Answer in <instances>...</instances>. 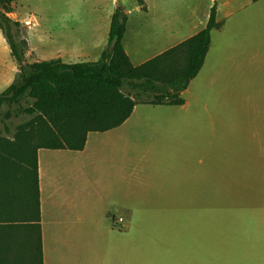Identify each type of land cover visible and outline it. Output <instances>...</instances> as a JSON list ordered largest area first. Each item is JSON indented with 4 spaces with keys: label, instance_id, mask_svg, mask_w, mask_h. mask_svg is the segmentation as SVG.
Here are the masks:
<instances>
[{
    "label": "crops",
    "instance_id": "1",
    "mask_svg": "<svg viewBox=\"0 0 264 264\" xmlns=\"http://www.w3.org/2000/svg\"><path fill=\"white\" fill-rule=\"evenodd\" d=\"M127 1L131 7H127ZM144 1L145 11L136 0H110L104 8L105 17L94 21V29L87 33L86 49H35L36 60L32 62L53 58L65 63L76 62L79 57L98 59L107 43L111 15L121 3L127 13L123 49L137 66L205 28L213 4V0ZM216 21L219 25L211 30L208 48L213 83L222 76L238 77L245 85H264V0H218ZM186 91L188 87L181 94ZM186 105L185 100L176 105V113L197 115L185 109ZM135 107L120 126L105 132H89L81 150L37 149L43 264H139L140 245L145 241H141V226L148 225L143 219L150 217V211L182 213L187 179L171 172L172 165L179 166L181 159L169 156L164 141L135 143L119 134L136 114ZM249 112L255 119H249L251 141L245 148V164L260 169L253 168L259 172L251 174L247 167L241 180L246 192L251 190L244 194L255 196L264 191V110ZM145 113L148 112L141 111L139 116ZM250 225L246 220L238 223L247 235L249 229L259 226ZM243 241L246 245L250 242L248 237ZM248 254L245 261L264 260V254Z\"/></svg>",
    "mask_w": 264,
    "mask_h": 264
},
{
    "label": "rangeland",
    "instance_id": "2",
    "mask_svg": "<svg viewBox=\"0 0 264 264\" xmlns=\"http://www.w3.org/2000/svg\"><path fill=\"white\" fill-rule=\"evenodd\" d=\"M108 2L15 0L9 17L18 23L12 28L15 38L28 43L25 62L36 60L35 49L87 47V33L94 29V21L105 17ZM125 4L131 7L130 1ZM98 59L79 57L76 62ZM211 68L209 50L201 71L189 83V91L180 95L187 103L185 109L198 116L176 113L179 106L174 105L137 104L136 114L126 129L119 131L122 138L131 142L167 143L169 156L181 159L179 166L172 165L171 172L187 179L181 214L150 211V217L143 219L148 225L141 226V241H145L140 245L139 264H264V260L243 259L247 253L264 254V191L246 196L244 193L250 194L251 190L246 192L241 180L247 167L251 174L259 172L253 168L260 169L245 164V148L251 141L249 119L253 114L249 111L264 110V85H245L238 77L222 76L213 83ZM17 70L0 31V93L14 80ZM141 111L148 113L139 116ZM204 111L207 116L201 113ZM28 118L24 114L13 116L9 123L12 132ZM198 120L202 123L197 124ZM4 136L7 135L0 122V137ZM243 220L251 223L250 228L259 224V229H249L252 236L247 235L238 227ZM151 224L154 228H150ZM245 237L250 240L247 245Z\"/></svg>",
    "mask_w": 264,
    "mask_h": 264
},
{
    "label": "trees",
    "instance_id": "3",
    "mask_svg": "<svg viewBox=\"0 0 264 264\" xmlns=\"http://www.w3.org/2000/svg\"><path fill=\"white\" fill-rule=\"evenodd\" d=\"M136 1L145 11V1ZM14 2L0 0V31L18 65L16 77L0 93L7 135L0 137V264H43L37 149L81 150L89 132L120 126L137 104L182 105L180 95L200 71L211 30L219 25L218 0L205 28L137 66L123 49L127 13L121 3L97 61L26 63L28 43L15 38L12 28L18 23L9 17ZM22 114L29 118L12 132L11 118Z\"/></svg>",
    "mask_w": 264,
    "mask_h": 264
},
{
    "label": "built area",
    "instance_id": "4",
    "mask_svg": "<svg viewBox=\"0 0 264 264\" xmlns=\"http://www.w3.org/2000/svg\"><path fill=\"white\" fill-rule=\"evenodd\" d=\"M118 220H119V221H121L122 219H121V218H119Z\"/></svg>",
    "mask_w": 264,
    "mask_h": 264
}]
</instances>
